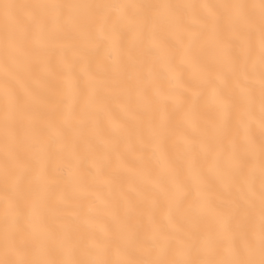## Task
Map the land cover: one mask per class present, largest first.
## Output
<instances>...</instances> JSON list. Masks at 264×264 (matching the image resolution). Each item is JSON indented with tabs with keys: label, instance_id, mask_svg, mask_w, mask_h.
Returning a JSON list of instances; mask_svg holds the SVG:
<instances>
[{
	"label": "snow or ice",
	"instance_id": "1",
	"mask_svg": "<svg viewBox=\"0 0 264 264\" xmlns=\"http://www.w3.org/2000/svg\"><path fill=\"white\" fill-rule=\"evenodd\" d=\"M0 264H264V0H0Z\"/></svg>",
	"mask_w": 264,
	"mask_h": 264
},
{
	"label": "bare ground",
	"instance_id": "2",
	"mask_svg": "<svg viewBox=\"0 0 264 264\" xmlns=\"http://www.w3.org/2000/svg\"><path fill=\"white\" fill-rule=\"evenodd\" d=\"M21 2H23V0H21Z\"/></svg>",
	"mask_w": 264,
	"mask_h": 264
}]
</instances>
